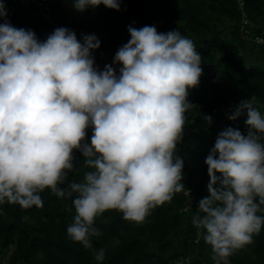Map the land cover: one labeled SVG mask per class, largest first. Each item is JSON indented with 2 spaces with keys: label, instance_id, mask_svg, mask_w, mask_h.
I'll use <instances>...</instances> for the list:
<instances>
[{
  "label": "clouds",
  "instance_id": "obj_1",
  "mask_svg": "<svg viewBox=\"0 0 264 264\" xmlns=\"http://www.w3.org/2000/svg\"><path fill=\"white\" fill-rule=\"evenodd\" d=\"M100 5L121 10L120 0H72L71 6L83 13ZM0 19V204L39 208L45 189L72 197L67 233L93 249L90 237L101 235L94 221L106 211L140 223L175 193L192 200L175 155L185 114L195 107L189 90L203 71L191 39L178 29L130 24V39L101 70L93 55L101 46L96 34L78 40L58 27L39 40L7 20L2 0ZM254 103L242 99L228 115L235 121L246 113V133L222 130L205 158L208 195L191 222L211 246L213 264H231L229 257L264 225V114ZM202 119L212 122L207 114ZM82 169V179L68 180ZM93 254L102 264L105 249Z\"/></svg>",
  "mask_w": 264,
  "mask_h": 264
},
{
  "label": "trees",
  "instance_id": "obj_2",
  "mask_svg": "<svg viewBox=\"0 0 264 264\" xmlns=\"http://www.w3.org/2000/svg\"><path fill=\"white\" fill-rule=\"evenodd\" d=\"M238 1L120 0V11L100 5L83 13L72 8V0L52 1L51 14L62 27L67 22L71 27H84L101 41L93 53L101 70L98 62L113 59L130 39V24L136 28L155 25L158 32L178 29L201 55L200 81L187 97L195 107L185 114L182 140L175 153L183 160L182 183L185 191H191L192 200L184 191L175 193L172 200L151 209L140 223L124 220L116 210L98 215L94 224L101 235L90 239L93 249H105L102 264H175L180 259L188 264H213L211 246L191 222L197 202L208 195L205 158L222 130L238 127L242 133L247 131L246 113L232 121L228 118L232 110H213L233 100L254 97V106L264 114V105H260L264 101V45L254 41L264 31V0H241L243 9ZM2 2L14 27L32 29L39 40L53 31L40 15L9 0ZM243 14L248 20L244 26L247 33L242 30ZM205 114L211 116V124L202 119ZM91 135L89 128L88 143ZM74 155L83 159L78 151L74 150ZM82 175L83 169L69 172L68 180H80ZM40 196L43 206L39 208L0 204V264H97L93 249L73 241L67 233L75 215L73 198L57 197L50 189ZM229 260L231 264H264V225L253 234L252 242L236 250Z\"/></svg>",
  "mask_w": 264,
  "mask_h": 264
},
{
  "label": "built area",
  "instance_id": "obj_3",
  "mask_svg": "<svg viewBox=\"0 0 264 264\" xmlns=\"http://www.w3.org/2000/svg\"><path fill=\"white\" fill-rule=\"evenodd\" d=\"M12 3L22 5L26 8L27 12L38 14L40 15L46 22V24L54 29L58 27H62L60 23L57 21V19L51 14V4L53 0H9ZM239 8L243 9V3L241 0L238 1ZM242 30H244L245 33H247V30H245L246 24L248 23V20L245 16V14L242 15ZM65 27L73 30L76 35L77 39L79 40L81 38L82 34H89L88 30L84 27H71L69 22L65 25ZM247 35V34H245ZM254 41L259 45H264V31L262 35L256 36L254 38ZM253 98V97H252ZM242 99L233 100L229 103L228 106L218 107L213 110V112L218 111H225L226 109L233 110L234 107L241 101ZM260 105H264V101L260 103ZM184 264H188L187 260H184Z\"/></svg>",
  "mask_w": 264,
  "mask_h": 264
},
{
  "label": "rangeland",
  "instance_id": "obj_4",
  "mask_svg": "<svg viewBox=\"0 0 264 264\" xmlns=\"http://www.w3.org/2000/svg\"><path fill=\"white\" fill-rule=\"evenodd\" d=\"M262 56H264V51L262 53ZM113 61V59H109V58H106V59H101L99 62H98V65L103 69L105 64H111Z\"/></svg>",
  "mask_w": 264,
  "mask_h": 264
}]
</instances>
